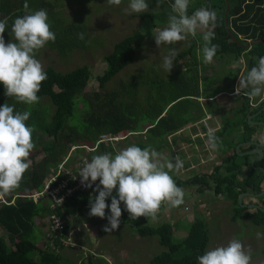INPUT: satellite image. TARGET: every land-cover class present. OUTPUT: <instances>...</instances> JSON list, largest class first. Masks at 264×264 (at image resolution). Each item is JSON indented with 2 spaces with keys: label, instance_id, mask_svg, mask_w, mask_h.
<instances>
[{
  "label": "trees",
  "instance_id": "16d2710c",
  "mask_svg": "<svg viewBox=\"0 0 264 264\" xmlns=\"http://www.w3.org/2000/svg\"><path fill=\"white\" fill-rule=\"evenodd\" d=\"M143 2L148 6L149 15L154 10L158 12L150 17L161 24V29L186 28L191 20L209 22L211 31L192 36L189 49L178 56L176 63L186 57L196 61L201 53L205 58H213V60L232 56L238 64L226 80V84L230 85L225 87V90H221L223 86L210 90L205 98H213L223 92H234L235 83L242 70H246L251 81L264 84V0H191L184 5L176 0H143ZM31 8H35V11L38 10L37 8L43 9L41 11L43 15L40 14L41 12L36 14L40 15V18H53V8L45 0H0V188L6 194L8 201H6L8 204L0 207V226L8 232L12 245L8 247V243L0 237V264H62L57 253V249L63 247L60 239L53 242L55 249L53 246H47L48 250L37 247L36 218L49 212L65 220L64 213L67 212L65 209L70 205L73 206L74 215H77L82 213L89 203L103 202L106 205L110 201L109 194L112 188L107 186L106 181L112 169L99 179L96 188L73 193L67 199V205L62 206L63 208L52 210V200L48 195L42 196L38 202L22 196L32 192H42L47 176L69 158L73 146L80 152L83 149L81 146L85 143L95 146L105 135L117 137L126 131L142 132L144 123L148 122L152 125L150 132L153 131L155 136L159 133L162 135L161 116L170 103L189 96L201 97L183 93V73L188 74L189 70L180 71L171 81L181 86L179 95L173 90L170 81L155 82L152 87L146 83L138 85L132 82L121 87L122 90H106L107 85L134 62L137 51L144 43L153 39L151 37L156 28L155 23L149 26L148 31L142 33L137 31L123 38L114 45L111 53L105 55L107 69L103 75L97 77L101 92L92 94L85 92L92 79L91 70L87 65L65 73L50 66L45 70H37L25 65L16 56L18 49L38 48V51L40 45L44 43L50 49L59 48L61 55L64 56V51L66 52L69 44L72 43L67 38L72 39L75 29H78L74 27L75 25L64 26L54 19L49 26L40 27L38 24L41 19L29 15ZM46 10L49 13H45ZM148 14L141 15L145 17ZM50 29L55 31L51 32ZM11 35L13 37H10ZM162 40L163 38L159 45L163 44ZM200 41L203 42L202 46L198 44ZM75 47L81 46H72V50ZM243 59L246 61L244 66L239 64ZM196 64L194 62L190 66L196 67ZM16 85H24L30 89L24 99H18L17 91L13 88ZM145 85L151 88L150 101L147 100L148 98H144L146 101L142 98L137 100L139 96L134 95L136 89ZM133 86L136 88L133 89ZM152 90L155 91L154 94L151 93ZM247 91L239 93L238 98L245 103L235 112L237 115L235 122H238L240 116H245L250 109V99L255 92L249 94ZM44 100L49 103L43 104ZM140 106L142 110H139ZM143 110L145 113L142 117L150 119L144 123L139 115ZM77 111L80 118L76 117ZM169 113L170 111L167 115ZM183 113H185L182 115L183 124L186 125L191 117L186 110ZM197 115L199 114H194V117ZM235 122L231 124L234 128L238 126ZM242 123L249 132V135L244 137L246 141L250 139L253 128L245 120ZM167 128L173 130L174 126L168 124ZM221 132L214 136L215 140L220 138ZM102 150L104 160L99 154ZM31 152L34 154L29 156ZM39 155H43V158L36 162L35 159ZM85 155L92 163H98L100 166L103 163L111 165L113 150L110 146L101 144L97 151L86 152ZM29 161L31 165L26 169ZM245 165H248L247 159L239 162L234 154L223 164L216 166L211 174L178 181L173 187L176 193L174 196H177L181 190L193 186H197L199 191H213L214 195L222 196L232 202L234 207L232 222L249 221L253 226L262 228L264 234V207L249 210L239 203V196L247 193L250 188H253L255 194L262 192L264 174L254 173L259 176L260 184L256 183L251 175L249 181L252 180L249 183L241 181L238 177L243 175ZM258 165L264 168V159ZM56 171L53 175L57 174ZM62 179H65L64 175L60 176L59 182ZM58 184H52L51 187H56ZM19 192L23 194L12 202L14 195L20 194ZM128 211V216L130 213L131 216L133 214L130 223L137 228L138 234L141 237L156 236L160 246L165 249L153 257L150 264H199L205 258L210 234L205 216L202 217L200 210L197 209L194 214L187 236L177 242L174 238L175 227L171 223L164 222L157 226L144 225L143 223L149 218L146 212L141 209L136 211L128 209ZM70 226L68 221L63 233L65 237L69 234ZM51 248L52 250H49ZM36 253L38 258L34 256ZM81 264L95 263L90 255Z\"/></svg>",
  "mask_w": 264,
  "mask_h": 264
},
{
  "label": "rangeland",
  "instance_id": "374dc122",
  "mask_svg": "<svg viewBox=\"0 0 264 264\" xmlns=\"http://www.w3.org/2000/svg\"><path fill=\"white\" fill-rule=\"evenodd\" d=\"M176 1H178L179 4L184 5L189 3L191 0ZM45 2L50 4L53 8V18L43 19V17H39L40 15L37 16L36 14L43 10L40 8H37V11L34 10L35 8H31L29 15H35V18L41 19L38 24L40 27L49 26V24H52L54 20L59 21L64 26L75 25L74 27L78 29H75L76 32L74 33L73 38H67L72 41V43L69 44L66 52L64 51V56L61 55L59 48L50 49L44 43L40 45L38 51V48L35 50L18 49L16 56L25 65L37 70H45L50 66L59 72L65 73L87 65L92 74V79L85 90L88 94L101 92L97 77L105 73L107 65L104 61V57L113 51L114 45L123 38L133 35L137 31H140L141 33L148 31L147 29L149 26H152L153 23H155L156 26L151 37L153 39L144 43L143 47L137 51L134 62L121 71L107 85V91L122 90L121 87H124L127 83L130 84L134 81H136L135 83H138V85L146 83L150 87L154 86L156 84L155 82H171L175 75L179 74L183 68H189L188 74L183 73V93L195 96H204L207 95L206 93H209L210 90L223 86L228 78V74L225 70H233L238 65L236 61L233 60L232 56L225 57L222 60H213V58H205V55H202L201 53H199L198 58L195 55V59L197 58L196 61L192 60L190 57H186V59L181 61L179 60L177 63L175 62L182 52L189 49L190 38L192 36L197 34H206L211 31L208 21L191 20L189 22V26L186 28H170L165 30V27H163V29L160 28L161 24L157 23L155 18L150 17L154 13L158 12L154 10L149 15L148 13L150 12H148V6L144 5L143 0H45ZM45 13H49V11L46 10ZM145 13L148 15L145 17L141 15ZM202 13L205 14V11L202 10ZM40 14L43 15L44 13L41 12ZM35 23H38V21H35ZM50 31L52 32L55 30L50 29ZM10 37L13 36L11 35ZM162 38L163 44L159 45L158 43ZM198 44L199 46H202L203 42L200 41ZM72 46L81 47H75L72 50ZM193 61L197 63L196 67L190 66L194 63ZM239 64L244 66L246 61L243 59ZM171 85L173 86V90L176 94H178L181 86L174 82H171ZM136 86H133V89L136 88ZM150 87L147 88L149 91L143 89L141 90V87L138 88L134 94L139 96L137 100L141 98L142 100L144 98H148L147 100L150 101ZM13 88L17 91L18 99H24L25 94L30 92V89L24 85H16ZM153 90L151 92L152 94L155 93ZM200 92H205V94H200ZM132 93L130 95H132ZM226 98L227 97L225 96L221 97V99ZM144 101L146 100L144 99ZM48 103L49 102L47 100L43 101V104ZM141 103L143 104V102ZM200 104L202 103L197 102V100L190 96L181 98L168 108V111H170L169 115H173L174 120H177V118H181L182 115L185 114L183 111L186 110L189 116L194 118V114L198 113L202 115ZM201 106L205 113H207L209 109L211 111H213V108L218 109L217 103H212L210 108L204 105ZM82 107L83 104L81 105L80 112L82 111ZM139 110H142V106L139 107ZM78 112L79 111L76 113V117L80 118V114ZM144 113L145 110H143L139 115L142 117ZM149 120L150 119L145 118V116L142 117V123ZM215 120L218 119L211 120L212 122L208 125L211 130L217 129L218 123L214 122ZM149 124L151 123H144L142 131L145 132L144 127H147ZM154 136L155 133L153 131L146 135L147 138L151 139L152 145H156ZM140 140L143 141V134L141 132L130 133L126 131L119 134L117 137L105 135L100 138L95 146L85 143V145L81 146L83 149L80 152H78L77 148L73 146L69 152L70 159L68 161L64 160V163H66L65 165L68 168L66 170L78 172L79 166L84 160L91 162L86 157L85 153L97 151L101 144L110 146L111 148L119 146L121 149H118L119 153L126 156L128 151L126 148L135 147V144L140 142ZM170 140L172 142L174 141L172 138ZM122 146L123 149H125L124 151L121 148ZM183 148L186 147L184 146ZM187 148L184 149V152L189 151ZM205 148L206 147L204 146L203 149ZM33 152H31L29 156H32L34 154ZM130 157L138 158L139 156H133L132 154ZM42 158L43 155H39L35 161L37 162L42 160ZM146 158L148 161L149 156H146ZM142 160L143 159L141 158L140 162H142ZM92 164L96 165L98 168L105 165L103 164V166H100L98 163ZM130 164L134 168L133 164ZM30 165L31 161L27 163L26 169L30 167ZM61 166L64 168V165H59L56 170H62ZM167 166L168 165H165L166 168L163 171L159 164L154 165L151 170V175H153L151 176V179H149L150 181L146 180L144 182L146 185L150 186L149 188L144 186L145 189L149 191L147 193L145 192V194H142L141 191L138 193V189L141 186L134 185L138 179L141 180L138 174H136L138 171H121L120 168L115 169L109 176L107 186L117 191L110 189V201L106 204V208L100 209L99 212H96L93 208H95L97 204L101 203H91L89 206L92 207L87 209L88 207L86 206L82 213L77 214L81 216L80 219H85L84 214L86 212L89 211L88 213H93L91 214V218H89L88 222L85 223L86 226L82 222L78 231L75 230L73 235L70 234L65 237V240L69 242L66 245L67 247L62 248L59 251L56 250L60 256L62 264H75L73 261L74 259L76 264H79L80 262L78 260H85L86 257L92 253H100V255L103 254V256L106 254L109 257L114 255L113 264H150L153 257L162 253L165 249L160 246L156 236L143 238L138 234L137 228L130 223L131 219H133V214L131 216L130 213V216H128V209H134V211H136L137 208L130 204L129 198H137V195L143 197L142 199L144 201V205L139 199L138 201L136 200V206L141 210L145 207V212L147 217H149L148 220L143 223L144 225L157 226L158 224L169 222L175 227V241L177 242L179 239H184L187 236L191 222L194 220V214L196 213V209L198 207L196 203L201 198L206 200L207 198L205 196L207 192L204 193L205 195L195 194L197 186L184 189L182 195L183 199L181 200L183 203L181 215L180 217H174L175 209L173 207L178 206L180 202V199L177 200L175 205V200L177 198L174 197L173 193V181L175 177L177 180L179 178L185 180L191 176L194 177L196 174H199L201 168L198 167L197 170H194L193 172H181L174 171L172 167L169 168ZM136 169H141L139 164L136 165ZM56 170H53L47 176V179L45 180L46 183L52 179L54 176L53 173ZM129 174L132 175L130 181L121 179L126 178L127 176L129 178ZM61 188H64V186L62 185ZM22 194L23 193L14 195L12 202L17 200V197ZM114 194L117 195L115 198ZM213 198L215 197L213 196ZM116 199H118L121 204L116 203ZM6 201V194L3 193L0 188V207L3 204H6ZM219 201L218 207H222V210L217 213L214 218L207 216L205 211L207 206H205V208L198 209L201 211L204 210L199 213L203 218L205 216V220L208 224L207 228L210 234V243L208 245L205 258L202 259L199 264H264V234L262 233V228L253 226L249 223L253 229L249 230L246 234L244 227H247L248 223L242 221L233 223L231 221V217L233 215L234 207L230 202L228 205V200L225 198L219 197ZM163 204L170 210L163 211ZM66 205L67 203H63L60 207H64ZM117 205L121 208L117 209ZM51 209L54 210L53 207H51ZM69 209L73 211V206L70 205ZM94 212L99 214L102 213L103 216L98 215V217H95ZM69 213V211L66 212V224L68 221L70 222L72 220V218H70L71 216L68 215ZM52 215V213L49 214L48 212L43 216V218L36 219L39 226L42 228L41 230L37 227L35 228L36 241L41 239V232L44 233L46 238ZM94 217L96 218L95 221ZM93 221L96 225H94ZM45 228L48 229L44 230ZM7 233L8 232L5 229L0 227V236L7 241L9 247L12 245L10 244ZM97 235L100 237L99 252H97L98 250H94L96 243L92 238ZM38 246H40L41 250H48L45 246ZM63 246L65 245L63 244ZM49 250H52V248ZM231 250L234 251L232 254L236 255L238 258L233 259L232 255L231 260L229 261V259H225L224 256L225 254H228L226 251ZM133 254H136L137 259L133 260ZM69 255H71V258L73 259H70ZM34 256L38 258V253ZM99 259H101V261H99L98 264H112L110 262L107 263L108 260L106 258V260L101 257H99Z\"/></svg>",
  "mask_w": 264,
  "mask_h": 264
},
{
  "label": "crops",
  "instance_id": "0c3cea01",
  "mask_svg": "<svg viewBox=\"0 0 264 264\" xmlns=\"http://www.w3.org/2000/svg\"><path fill=\"white\" fill-rule=\"evenodd\" d=\"M183 70L184 71L189 70V68H183ZM231 71L232 70H225V72L228 75L230 74ZM135 82L136 81H134L133 84H135ZM229 85L230 84L225 83L223 85V87H221L222 88L221 90H225V87H228ZM147 87L148 86L145 85L144 87H141L140 89L141 90L142 89L147 90ZM237 90L240 92H243V93L246 90H248L247 92L249 94L251 92H255V95H253V98L250 99V109H248V112L245 114V116L244 115L240 116L238 122H235L236 121L235 118L237 116V115H235V112L238 111L240 109V107L243 106V104L245 103L243 100H241V98H238L239 95H235L234 92H237ZM234 92H232V93H234L233 95H231L232 93H229V92H223V93H220L219 95H217L213 98H205L204 97V96H208V95H204V96L201 95L200 98L193 97L195 100H197V102L202 103V104H200L202 115L199 114V115L195 116L194 118H191L186 125L183 124L184 123L183 117L177 118V120H174L173 115H169V117H168V115H167L168 108L173 104V103H170L166 107L163 115L161 116V118H163L162 119V122H163L162 123V129L163 130L160 131L162 133V135L159 133L158 136H154V140L156 142V145H152L151 139L146 137V135L148 133H150V129L152 128V125L149 124L147 127H144L145 132L144 131L141 132L143 134V141L140 140V142H137L135 144V147L126 148V149H128L126 156L122 153H119V150H121L119 148V146L116 148L112 147L113 159L111 160V165H110L111 169H112V173L114 172L115 169H118V168H120L121 171L122 170L138 171L136 174H138V176L141 178V180L138 179V181H136V183H134V185L141 186L138 189V193H139V191H141L142 194H145V192L146 193L149 192L145 189V187L149 188L150 186L146 185L144 182L146 180L150 181L149 179H151V176L153 175V174L151 175V170L154 167V165H156V164H159L160 168L163 171L166 168L165 165H168L167 167H169V168L172 167L174 171H181V172H183V171L193 172L194 170H197L198 167H200L201 170H200L199 174H196L194 176V177H197L200 175L211 174L216 166L223 164L226 159L234 156V154H235L238 157L239 162H244L246 159L248 161V165H245V167L243 168V175L239 176L238 178L241 181H246L248 183L252 179H254L256 181V183L260 184L259 176L254 174V173H256V172L263 173L259 169V168H263V167L259 166L258 163L264 159V156L260 159V157H259L260 155L257 153V149L259 147H261L262 151L264 152V84L260 83V82L251 81V79H249L248 75L246 74V70H242L240 77L238 78L237 82L235 83ZM200 94H205V93L200 92ZM181 96H183V95H181ZM223 96H225L227 98L221 99V97H223ZM254 96H255V99H254ZM212 103H217L218 109L213 108V111H211L209 109L208 112L205 113L203 111V108L201 105L208 106L210 108ZM209 111H210V113H209ZM250 111H252V113ZM214 119H218V120L214 121V122L218 123L217 129L211 130L208 125L210 124V122H212L211 120H214ZM243 120L248 122L250 127L253 128V131H252L253 133H250L251 134L250 139H248L246 141L244 140V137L248 136L249 132H247L246 129L244 128V124L242 123ZM233 122L237 123L238 126L234 128L231 125ZM168 124L171 125V127L174 126V129L168 130V128H167ZM226 124H227V126H226ZM148 130H149V132H148ZM219 132L222 133V135L220 136V138L222 137L221 141H219L220 138H218V140H215V138H214V136L216 134H218ZM120 134H122V133H120ZM171 138L174 140L173 142L170 140ZM255 144H260V145L258 147ZM184 146L186 148L189 147V148H187L189 150L188 152L187 151L184 152V149H186V148H183ZM204 146L206 147L205 149H203ZM121 148L123 149V146ZM124 150L125 149H123V151ZM99 154L100 155L102 154L101 159L104 160L103 150L100 151ZM132 154H133V156H139V157L138 158H131L130 156H132ZM146 156H149L148 161H147ZM151 156H152V158H151ZM141 158L143 159L142 162H140ZM183 159H186L189 162H187L186 160H183ZM130 163L133 164L134 168L131 166ZM137 164L140 165L141 169H136ZM205 167H207V168H205ZM250 175L253 176V178L250 179V181H249ZM194 177L191 176L185 180H189V179H192ZM131 178H132V175L129 174V178L127 176L126 178H121V179L125 180V181H130ZM108 180H109V178H108ZM185 180H183L182 178H179L177 180V178L175 177V179L173 181V183H174L173 187L177 184L178 181H185ZM107 181H106V184H107ZM99 189H100V187H99ZM252 189L250 188V190L247 193L241 194L239 196V203H240V198H241L242 207L247 208L249 210H251L253 208L264 207V202H263L264 201V195H261L262 192L264 191V181L261 184V189H262L261 191L262 192L260 194H255L252 191ZM113 190H115V189H113ZM115 191H117V190H115ZM183 191H184V189L181 190L177 194V196H174V197H177L175 200V205L177 203V200L180 199L179 205L176 207H173L175 209L174 217L175 216L180 217V215H181V211L183 208V206H182L183 203L181 201L183 199L182 198ZM206 192H207V194L205 197L207 199L204 200L201 198L200 200H198L196 203V205L198 206L197 209H199V208L202 209V208H205V206H207V209L205 210L207 216L214 218V216L217 215V213L221 212V210H222V207H218L219 206L218 201H219V197H221V198H223V197L214 195L213 191H206ZM173 193L176 194L175 190ZM204 193L205 192L199 191L196 188L195 194L205 195ZM208 193L213 195L215 198H213V196H211ZM168 194H170V193H168ZM116 196L117 195L114 194V198ZM137 196H138L137 198L136 197L129 198V202L135 208L139 209L136 206V202L140 199V202H142L144 205V201L142 199L143 198L142 196L141 197H140V195H137ZM229 202L232 205L231 201H228V205L230 204ZM116 203L121 204L118 199H116ZM6 204H8V203H6ZM90 204L91 203H89V205ZM89 205L87 206L88 207L87 209L92 207ZM116 207L118 209L119 205H117ZM95 208H93V209L96 210V212H99L100 209L106 208V205H104V203L101 202V204H97L95 206ZM194 208H195V206H194ZM65 210L66 211L69 210L70 213L68 215H70L71 216L70 218H72V220L70 221L71 226H70V231H69L68 235H70V234L73 235L75 230L78 231L81 223L83 222V224L85 225V223L88 222L89 218H91V214H93L92 212L88 213L89 212L88 211L84 214L85 219L84 218L80 219L81 216L80 215H74L75 214L74 211L69 209V207ZM162 210L165 211V210H170V209L168 207H165V205H164V208ZM142 211L145 212V207H144V209H142ZM202 211H204V210H202ZM96 212H94L95 217H98V215L103 216L102 213L99 214ZM199 212H201V210ZM64 214L66 217V213H64ZM63 217H64V215H63ZM95 217H94V221L96 219ZM41 218H43V216L40 217L39 219H41ZM94 221H93V223H94V225H96V223ZM35 222H36L37 228H39L41 230L42 228L39 226L37 220H35ZM235 223H237V222H235ZM245 223H248L247 227H244L246 230V234H247L249 232V230H252L253 228H251V226L249 225V223H250L249 221H246ZM46 229H48V228H45L44 230H46ZM41 234H42L41 239L37 241V247L39 249H40V246H38V245H41V247H43V245L46 242V240H45L46 238H45L44 233L41 232ZM254 234H256V233H254ZM1 238L7 243V241L3 237H1ZM92 238H93V241L96 243L94 250L95 251L98 250L97 252H99V250H100V244H99L100 237L97 235V236H93ZM143 238H145V237H143ZM64 239H65V236H64ZM64 247H67V246L65 245L62 248H64ZM53 248H56L55 245L53 246ZM57 250L59 251L60 248H58ZM226 252H228V254H225L224 257H225V259L228 258L230 261L231 256L233 255L232 252H234V251L231 250V251H226ZM89 256H90V254L87 257H89ZM91 256H92V259H93L95 264H98V262L101 261V259H99V257L103 258L104 260L107 259L108 260L107 263L110 262L113 264V261H114V255H112V257H109L106 254H104V256H103V254L100 255V253H98V254L92 253ZM232 257H233V259L238 258L236 255H233ZM69 258L73 259V258H71V255H69ZM135 259H137V256H136V254L135 255L133 254V260H135ZM73 261L76 264L75 259ZM78 261L80 262L79 264H81L83 260H78Z\"/></svg>",
  "mask_w": 264,
  "mask_h": 264
},
{
  "label": "built area",
  "instance_id": "2783aa9c",
  "mask_svg": "<svg viewBox=\"0 0 264 264\" xmlns=\"http://www.w3.org/2000/svg\"><path fill=\"white\" fill-rule=\"evenodd\" d=\"M240 92H235V95H239ZM103 164H105L103 166ZM101 168L91 162L84 160L78 169V172L68 171L64 164L61 166L62 170H58L57 174L46 183L42 192H33L29 195H22L23 197L32 198L35 202H38L44 195H48L52 200V207L54 209L60 207L63 203L67 202V199L72 196L73 193L79 191H87L91 188H96L99 183V179L111 170V166L107 163H103ZM64 175L65 179L59 182L60 176ZM56 178V179H55ZM59 183L56 187H51L52 184ZM73 184V185H71ZM62 185L64 188H61ZM71 185V186H70ZM66 230V222L60 216L53 214L50 220V227L46 235L45 247L53 246L55 240L60 239V242L67 245L69 242L64 239L63 233ZM63 236V237H62ZM49 242H51L49 244Z\"/></svg>",
  "mask_w": 264,
  "mask_h": 264
},
{
  "label": "water",
  "instance_id": "95a60500",
  "mask_svg": "<svg viewBox=\"0 0 264 264\" xmlns=\"http://www.w3.org/2000/svg\"><path fill=\"white\" fill-rule=\"evenodd\" d=\"M227 6H228V4H227ZM255 145L259 147L260 144H255ZM257 153L260 155V156H259L260 159L264 156V152L262 151L261 147H259V148L257 149ZM259 169L264 173V169H263V168H259ZM261 195H264V191L262 192ZM240 204H241V206H242L241 198H240ZM243 206H244V205H243Z\"/></svg>",
  "mask_w": 264,
  "mask_h": 264
},
{
  "label": "bare ground",
  "instance_id": "6f19581e",
  "mask_svg": "<svg viewBox=\"0 0 264 264\" xmlns=\"http://www.w3.org/2000/svg\"><path fill=\"white\" fill-rule=\"evenodd\" d=\"M66 160L68 161V160H69V158L65 159V161H66ZM55 179H56V178H55Z\"/></svg>",
  "mask_w": 264,
  "mask_h": 264
}]
</instances>
